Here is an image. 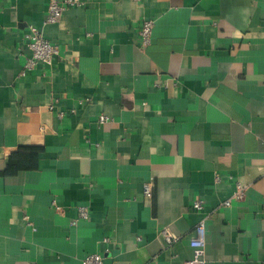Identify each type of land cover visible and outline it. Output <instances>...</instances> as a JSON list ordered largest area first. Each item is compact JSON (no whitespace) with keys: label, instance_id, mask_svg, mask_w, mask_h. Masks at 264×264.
<instances>
[{"label":"crops","instance_id":"1","mask_svg":"<svg viewBox=\"0 0 264 264\" xmlns=\"http://www.w3.org/2000/svg\"><path fill=\"white\" fill-rule=\"evenodd\" d=\"M80 2L0 0V264H264V0Z\"/></svg>","mask_w":264,"mask_h":264},{"label":"built area","instance_id":"2","mask_svg":"<svg viewBox=\"0 0 264 264\" xmlns=\"http://www.w3.org/2000/svg\"><path fill=\"white\" fill-rule=\"evenodd\" d=\"M136 4L142 0H130ZM80 0H49L47 16L45 18V24H52L58 22L63 12L68 7L80 6ZM153 22L144 21L140 29V45L144 48L150 44ZM24 46L28 50L29 55L25 58L23 69L21 74L26 71L34 70L38 65H44L51 67L55 59L58 57V48L54 44L46 40L41 32L35 28H30L28 34L25 35ZM107 121V118L103 115L98 117V123L102 124ZM215 182H219V178H215ZM145 196L150 197L151 186L145 185L143 189ZM244 194V188L237 184L236 192L233 195L235 199H241ZM53 205L55 206L54 202ZM224 206L230 205V200L223 203ZM56 207V206H55ZM192 208L195 212L201 213L203 204L202 201L196 200L192 204ZM59 210L58 207H56ZM78 218L87 219L88 210L86 207L78 208ZM207 217H203L195 226V236L189 240L190 247L193 249V257L186 264H204V253L206 247V224ZM78 220H73L72 224H75ZM161 238L165 241L167 246H171L177 241V238L172 236L168 228H164L160 232ZM108 239H104V242H108ZM81 264H103V256L100 253H94L84 257L81 260Z\"/></svg>","mask_w":264,"mask_h":264}]
</instances>
